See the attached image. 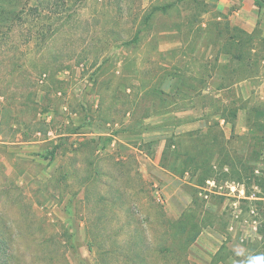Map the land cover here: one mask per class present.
Returning <instances> with one entry per match:
<instances>
[{"label": "rangeland", "instance_id": "374dc122", "mask_svg": "<svg viewBox=\"0 0 264 264\" xmlns=\"http://www.w3.org/2000/svg\"><path fill=\"white\" fill-rule=\"evenodd\" d=\"M0 6L15 11L10 21L0 13V230L11 232L21 264L33 261L25 248L35 245L62 247L59 264H100L94 234L142 227L126 205H110L116 219L106 226L95 220L99 195L142 181L169 219L187 215L201 227L191 264L264 257V8L253 0ZM219 151L245 166L243 182L226 178V167L202 183L194 168Z\"/></svg>", "mask_w": 264, "mask_h": 264}, {"label": "trees", "instance_id": "16d2710c", "mask_svg": "<svg viewBox=\"0 0 264 264\" xmlns=\"http://www.w3.org/2000/svg\"><path fill=\"white\" fill-rule=\"evenodd\" d=\"M253 1L255 6L259 9L264 8V0ZM13 11L14 10L8 11L5 7L0 6V13L3 15L2 20L10 21V15L15 12ZM3 23L4 22L0 21V26H2ZM2 59V63L4 64V62L7 61V56H3ZM10 74H13V72L11 71ZM250 135L253 139L254 132H252V127ZM24 137L26 138V136ZM222 148L225 149V147H221L220 149L222 150ZM220 152L222 151L215 154L218 159L213 155L200 158L201 162L194 168V172L199 171L202 173V183L203 181L205 183L208 179L216 177V174L224 171L226 167H229V173L231 174V176L226 175V178L232 180L236 179V181L240 183L243 182L242 173L245 170V166L241 165L242 168L238 167L235 165V160H231L232 158L229 156L224 160L223 155ZM57 153L58 148L55 147L48 153V159L53 161ZM184 155L188 158V153ZM191 160L192 162H199L198 157ZM184 163L186 164L187 162ZM216 166L218 170L214 169ZM190 167L191 166L189 165L185 170V167L181 165L178 168V171H181L182 169L181 174L185 175L190 171ZM123 175L124 174H122V177ZM12 184L14 185V183ZM147 185L149 184L142 181L136 187L133 182H128L125 185L127 189L116 192V197L113 196L107 198L106 195H99L96 204L98 207H103V209H100L102 215L99 213L95 220H98V222L100 221L102 225L106 226L109 220L116 219V217H110L106 213L112 211L110 205L119 208L122 205H126L127 210L134 216L140 215V217L137 218V223L142 227L135 228L134 230L126 229L129 225V223H127L122 224L117 229L107 230L109 232H106V230H100L94 234L95 238L92 240V243L100 251V264H191L189 260V250L201 234V227L197 225L194 227V223L188 221L187 215H184L179 220L169 219L166 215L163 202L157 200L156 196L153 194L154 190L150 191ZM195 185L197 187L201 186L199 180H197ZM150 186H153V184H150ZM249 186V184H246L247 191L250 188ZM129 190L134 192L136 200L130 199L131 193ZM195 203L198 204L203 212L204 206L199 205L198 199H195ZM146 208L151 210V212H148L149 214L154 213L156 219H152L151 215L148 214H146L145 217L141 215L142 209ZM146 227L147 229H145ZM104 229H106V227H104ZM1 231L2 230H0V264H21V260L16 258L17 248L12 246L11 232L7 229ZM31 233L35 235L36 232L33 231ZM123 235L127 236L129 241H126L127 237H124ZM49 238L52 239L53 234H51ZM169 240H173V242L171 241L172 243H170ZM63 241L65 243L64 245H68V249L75 247L72 234H68L67 237H64ZM108 242L111 243V245H108ZM92 248L93 247L90 246L91 252ZM62 251V247H48L43 249L42 253L41 249L36 245L35 247L27 246L25 248V254H28L29 256L32 255L31 259H33V261L25 264H59L63 259L67 260L66 255ZM35 258L36 261L34 262Z\"/></svg>", "mask_w": 264, "mask_h": 264}, {"label": "crops", "instance_id": "0c3cea01", "mask_svg": "<svg viewBox=\"0 0 264 264\" xmlns=\"http://www.w3.org/2000/svg\"><path fill=\"white\" fill-rule=\"evenodd\" d=\"M241 26H242V27H245V28H247V29H252V27H253V25H252L251 22H246V23H244V24H241ZM242 185H243V186L241 187L240 192L243 193V194H245V191H246V193H247V188H246V186H245L244 184H242Z\"/></svg>", "mask_w": 264, "mask_h": 264}, {"label": "clouds", "instance_id": "9594fccd", "mask_svg": "<svg viewBox=\"0 0 264 264\" xmlns=\"http://www.w3.org/2000/svg\"><path fill=\"white\" fill-rule=\"evenodd\" d=\"M249 264H264V257L253 258Z\"/></svg>", "mask_w": 264, "mask_h": 264}]
</instances>
